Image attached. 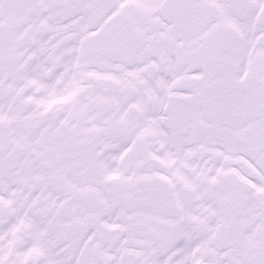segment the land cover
I'll return each instance as SVG.
<instances>
[{"label": "snow or ice", "instance_id": "snow-or-ice-1", "mask_svg": "<svg viewBox=\"0 0 264 264\" xmlns=\"http://www.w3.org/2000/svg\"><path fill=\"white\" fill-rule=\"evenodd\" d=\"M0 264H264V0H0Z\"/></svg>", "mask_w": 264, "mask_h": 264}]
</instances>
